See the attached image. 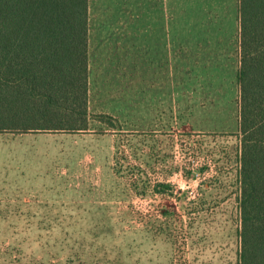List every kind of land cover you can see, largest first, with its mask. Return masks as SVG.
<instances>
[{"label":"rangeland","instance_id":"374dc122","mask_svg":"<svg viewBox=\"0 0 264 264\" xmlns=\"http://www.w3.org/2000/svg\"><path fill=\"white\" fill-rule=\"evenodd\" d=\"M200 1L154 38L205 54L91 52L87 131L0 133V264H240L238 0Z\"/></svg>","mask_w":264,"mask_h":264},{"label":"trees","instance_id":"16d2710c","mask_svg":"<svg viewBox=\"0 0 264 264\" xmlns=\"http://www.w3.org/2000/svg\"><path fill=\"white\" fill-rule=\"evenodd\" d=\"M240 264H264V0H240ZM89 0H0V133L90 125Z\"/></svg>","mask_w":264,"mask_h":264},{"label":"crops","instance_id":"0c3cea01","mask_svg":"<svg viewBox=\"0 0 264 264\" xmlns=\"http://www.w3.org/2000/svg\"><path fill=\"white\" fill-rule=\"evenodd\" d=\"M89 0V56L92 52L98 56L104 54H110L114 59H178L180 51L185 50L187 53H201L205 54L203 49L195 50L192 46L176 42L172 43L164 38L155 39L154 35L159 34L163 29H167V26H161L163 21L169 17L170 9L174 11V7L171 5L175 0H136L134 4L125 3L122 9L118 6H113L109 10L113 11L112 15L107 17V20H99L97 25L91 29V16H95L94 5ZM208 0H201L200 3L205 5ZM214 0H212L213 4ZM238 5V28H240V0ZM178 7V6H177ZM214 6L209 8L210 19L213 18V13H217ZM108 10V9H107ZM221 10V9H220ZM218 10V16L219 11ZM160 12V14H159ZM117 13H121L118 15ZM125 14V17L123 15ZM209 18V17H208ZM170 22V21H169ZM166 25V24H165ZM234 37V36H233ZM232 37V38H233ZM217 52L224 53L226 44L231 49L234 41L230 39H221L218 42ZM240 44V36L238 39ZM215 51L206 54H213ZM240 55V48H239ZM208 57V56H207ZM90 74V67H89ZM90 82V78H89ZM90 106V98H89Z\"/></svg>","mask_w":264,"mask_h":264}]
</instances>
